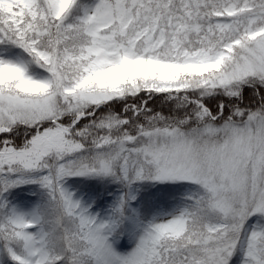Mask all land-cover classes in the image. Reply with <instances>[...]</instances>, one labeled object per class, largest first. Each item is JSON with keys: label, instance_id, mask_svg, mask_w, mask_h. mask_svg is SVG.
<instances>
[{"label": "snow or ice", "instance_id": "1", "mask_svg": "<svg viewBox=\"0 0 264 264\" xmlns=\"http://www.w3.org/2000/svg\"><path fill=\"white\" fill-rule=\"evenodd\" d=\"M0 264H264V0H0Z\"/></svg>", "mask_w": 264, "mask_h": 264}]
</instances>
